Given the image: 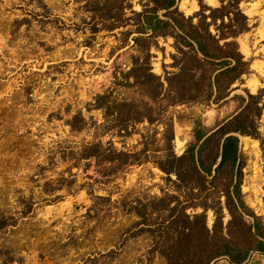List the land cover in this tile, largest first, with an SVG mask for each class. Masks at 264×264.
<instances>
[{
    "label": "rangeland",
    "instance_id": "obj_1",
    "mask_svg": "<svg viewBox=\"0 0 264 264\" xmlns=\"http://www.w3.org/2000/svg\"><path fill=\"white\" fill-rule=\"evenodd\" d=\"M42 1L0 0V264H168L159 251L151 253L152 237L128 207L174 193L168 174L153 161L167 151L170 126L172 149L181 155L194 141L197 126L210 131L242 111L244 131L251 134L236 133L243 162L240 195L256 216L245 215L247 222L257 220L264 231V76L257 71L264 64V0L240 1L246 19L231 15L234 24H243L235 36L227 35L231 29L222 26L221 18L211 25L218 37L226 32L221 44L237 43L240 65L220 78L210 97L203 92L189 101H177L181 79L174 81L177 87L165 79L179 72L186 58L176 47L177 28L160 29L165 35L138 32L134 12H142L148 0H119L128 20L113 29L85 8L86 0ZM181 1L174 8L186 18L202 5L221 6L220 0H189L196 9L185 14ZM165 13L158 11L168 20ZM193 20L197 23L198 17ZM135 60H149L164 81L156 101L131 85L133 77L124 76ZM252 78L263 82L255 92L248 86ZM109 89L118 99L148 101L153 122L130 125L128 135L108 127L104 111L94 104ZM79 112L87 123L73 129L69 121ZM142 134L150 141L144 154L149 161L119 164L82 154L90 142L140 152ZM243 136L251 140L250 148H244ZM218 200L224 226L231 220L226 196L213 192L207 197L209 227L217 218L212 207ZM194 211L204 210L198 206ZM212 264L230 263L223 258ZM242 264H264V252H253Z\"/></svg>",
    "mask_w": 264,
    "mask_h": 264
},
{
    "label": "trees",
    "instance_id": "obj_2",
    "mask_svg": "<svg viewBox=\"0 0 264 264\" xmlns=\"http://www.w3.org/2000/svg\"><path fill=\"white\" fill-rule=\"evenodd\" d=\"M220 1L219 8L202 5L200 12L188 18L174 8L177 0H148L153 6L148 4L142 12H134L139 18L140 33L156 31L158 34L166 26H173L178 30L176 47L186 58L180 64L179 72L165 78L169 87H177L174 81L182 80L178 86L180 97L177 101L196 99L203 92L210 97L213 89L220 86V78L239 68L238 56L241 54L237 43L226 41L221 44L220 41L227 35L235 36L243 30V24L233 23L232 14L245 19L246 16L239 8L241 0ZM41 3L47 9L46 4L43 1ZM84 6L98 15L109 29L128 20L124 18L125 8L119 0H86ZM160 8L166 10L168 20L158 14ZM207 9L210 10L209 14L205 13ZM195 17H198L197 23H194ZM209 17L211 21H207ZM225 17H228L229 22L224 21ZM218 18H221L222 26L227 25L231 29L227 35L224 30L219 37L212 33L211 25H216ZM216 28L219 29V26ZM162 33L165 35L166 31ZM231 45L234 46L232 52L224 50ZM215 65L219 68L213 70L211 67ZM200 69L202 73L196 77ZM124 76L133 77L131 85L141 95L153 101L165 89L164 81L152 71L149 60L143 63L135 60L133 68ZM201 83L204 87H197ZM116 84H123V81L117 80ZM174 99L177 98L174 96ZM94 107L104 111L108 127H115L122 134L128 135L129 126L137 122L146 119L153 122L148 101L141 99L137 102L127 97L118 99L114 97V89L98 94ZM242 118L243 111L210 131L197 126L194 129V141L181 155H177L172 149L174 133L170 126L167 151L163 158L153 161L168 174L174 193L167 192L163 196L129 205L128 210L134 209L141 217L138 225H142L141 229L149 231L152 237L151 253L159 251L168 264H212L223 258L228 259L230 264H242L253 252H264L262 226L257 220L247 222L245 215L255 219L256 216L244 207L240 195L243 162L236 133H248L244 131ZM86 123L80 112L69 121L73 129H81ZM142 136L145 138V145L140 152L118 150L113 144L105 148L99 142H90L84 145L82 154L85 158L117 160L119 164L149 161V155L144 154L150 141H147L148 135ZM171 174H175L176 178L172 179ZM213 192L226 196L225 205L231 215L226 227L220 200L212 207L217 214L213 227L208 226L206 211L211 206L207 197ZM198 206L204 211L195 212ZM225 228L228 232L224 231Z\"/></svg>",
    "mask_w": 264,
    "mask_h": 264
},
{
    "label": "bare ground",
    "instance_id": "obj_3",
    "mask_svg": "<svg viewBox=\"0 0 264 264\" xmlns=\"http://www.w3.org/2000/svg\"><path fill=\"white\" fill-rule=\"evenodd\" d=\"M210 1H213V0H210ZM195 7H196V4L193 1L182 0L180 3V9L185 14H191L193 12V10L196 9ZM257 68H258L257 71L259 70L261 75L264 76V64L259 65ZM262 83L260 82V80H258V78H252L249 81L248 86L252 92H255L260 86L263 85ZM242 144H243L244 148H250L251 147V140L249 139V137L243 136L242 137Z\"/></svg>",
    "mask_w": 264,
    "mask_h": 264
}]
</instances>
